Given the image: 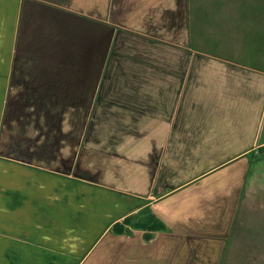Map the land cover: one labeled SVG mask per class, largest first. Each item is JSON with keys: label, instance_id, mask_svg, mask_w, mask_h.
<instances>
[{"label": "crops", "instance_id": "1", "mask_svg": "<svg viewBox=\"0 0 264 264\" xmlns=\"http://www.w3.org/2000/svg\"><path fill=\"white\" fill-rule=\"evenodd\" d=\"M215 1L0 0V264H262L264 9Z\"/></svg>", "mask_w": 264, "mask_h": 264}, {"label": "rangeland", "instance_id": "2", "mask_svg": "<svg viewBox=\"0 0 264 264\" xmlns=\"http://www.w3.org/2000/svg\"><path fill=\"white\" fill-rule=\"evenodd\" d=\"M218 3L219 0H216L215 5L217 7L219 6ZM220 4L224 5L225 9H247L249 16L256 9H264V0H222ZM258 16V21L264 24V12ZM261 127L262 138H264V117H262ZM247 160L249 162L247 181L254 187L248 193L246 203L242 206L240 214L243 217V225L248 229L247 231L257 228L255 231L260 233V230L264 234V150L258 149L255 153L250 154ZM262 264H264V253H262Z\"/></svg>", "mask_w": 264, "mask_h": 264}, {"label": "trees", "instance_id": "3", "mask_svg": "<svg viewBox=\"0 0 264 264\" xmlns=\"http://www.w3.org/2000/svg\"><path fill=\"white\" fill-rule=\"evenodd\" d=\"M259 150H264V148H260Z\"/></svg>", "mask_w": 264, "mask_h": 264}]
</instances>
